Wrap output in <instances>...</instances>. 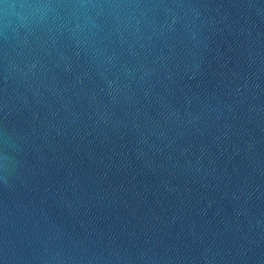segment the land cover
Returning <instances> with one entry per match:
<instances>
[{
    "label": "water",
    "instance_id": "water-1",
    "mask_svg": "<svg viewBox=\"0 0 264 264\" xmlns=\"http://www.w3.org/2000/svg\"><path fill=\"white\" fill-rule=\"evenodd\" d=\"M0 264H264V0H0Z\"/></svg>",
    "mask_w": 264,
    "mask_h": 264
}]
</instances>
